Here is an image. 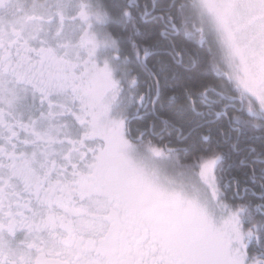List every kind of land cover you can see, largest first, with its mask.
<instances>
[{"label": "snow or ice", "instance_id": "1", "mask_svg": "<svg viewBox=\"0 0 264 264\" xmlns=\"http://www.w3.org/2000/svg\"><path fill=\"white\" fill-rule=\"evenodd\" d=\"M0 264H264V0H0Z\"/></svg>", "mask_w": 264, "mask_h": 264}]
</instances>
